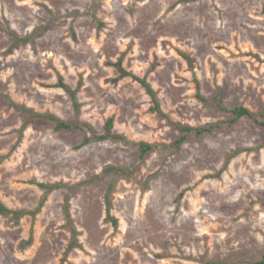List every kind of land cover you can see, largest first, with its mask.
<instances>
[{
  "label": "rangeland",
  "instance_id": "rangeland-1",
  "mask_svg": "<svg viewBox=\"0 0 264 264\" xmlns=\"http://www.w3.org/2000/svg\"><path fill=\"white\" fill-rule=\"evenodd\" d=\"M118 59L146 78L163 116L109 66ZM58 76L82 83L78 117ZM216 98L264 111V0H0V200L25 213L0 216V264H256L264 129L228 124ZM46 114L98 135L112 118L125 140L81 145L85 128L56 130ZM174 123L224 124L174 151ZM139 142L158 146L141 156ZM237 149L251 151L222 170ZM40 183L68 189L32 216ZM110 186L117 228L106 220ZM65 205L81 245L67 255Z\"/></svg>",
  "mask_w": 264,
  "mask_h": 264
},
{
  "label": "trees",
  "instance_id": "trees-1",
  "mask_svg": "<svg viewBox=\"0 0 264 264\" xmlns=\"http://www.w3.org/2000/svg\"><path fill=\"white\" fill-rule=\"evenodd\" d=\"M20 40L22 41L25 39H18V41H20ZM179 55L182 58H184V60H186V62H188V64L190 66L192 65V61L186 53L179 51ZM109 66L116 69L120 78H127L128 77V78H131L133 81L137 82L145 90V92L148 94V96L151 98V101L154 104L153 111L162 115V111L160 110L159 101H158V98L156 96V93H155L154 89L152 88V86L149 84V82L146 80V78L139 77V76L135 75L134 73H132L131 71L126 70L122 64L121 59H118L116 62H111L109 64ZM81 86H82V83H81V81H79L76 89H71V87H69L63 81V79L60 76H58L57 83L54 85V87L60 88L61 90H63L64 92H66L68 94V96L71 100L74 112L76 114V117H78L79 110H80V104L77 100V92L81 88ZM197 88H199L198 84H197ZM215 106L217 108H219L221 111L228 112L232 115V119L227 122L230 125H234L240 119L245 118V119L251 120L257 126L264 129V111L263 110L253 111V110H251L245 106H241V105L234 106L233 108L228 109V108L224 107L222 103L219 102L218 98L215 99ZM41 116L45 117L46 119L52 120L54 122V126H55L54 128L56 130H70V129L76 128L75 126H78V125L82 126V128H85L90 133V135H89V137H87L86 139L83 140L81 145H86L91 141H103V140L124 141L125 140V138L122 135H116L113 133V130H112L113 129V119L112 118L107 120V122L104 126V132L101 135H98L93 131L92 127H90V125H88L86 123H77V124L73 125L71 123H68V122L61 120L60 118H58L52 114H46V115H41ZM222 124H224V123H216V124H212L209 126H203V127H191L188 125H181L178 123H174L176 128L180 131L181 135L175 142H173L170 145V147L173 148L174 151H178L187 142V140L190 138V136L194 135V136L200 137L204 134H211L215 129H218ZM137 146H138V149L140 151L141 156H144L145 154L154 151L158 145H154V144H150V143H146V142H139L137 144ZM248 151H251V149L234 150L233 153L226 158V160L224 162V167L222 170H224L229 165L230 161L235 156H237L238 154H240L242 152H248ZM112 171L121 172L122 169H119L116 167H109L106 169L107 173H110ZM37 185L43 189L44 193H43V197H42L41 202H40L39 206L37 207V209L33 213H27V214L32 215V216L35 215V213H37L41 209L44 202L47 200L48 195L50 193H52L54 190L61 189V188H63V189L67 188L68 189V187L66 185H64L63 183H56V184H52V185L40 183ZM111 193H112V188L110 186V187H108L106 194H105L106 220L108 222H110L114 228H117L118 221L110 213L109 196L111 195ZM66 203H67V200H66ZM24 214L25 213H23L21 211H14V210L9 209L0 200V216L13 215L16 218H20ZM64 217H65V220L67 222V225L69 227L71 237H72V239H71L70 243L68 244L66 251H65V255H67L72 250L80 248L81 245L78 242V231L76 230V228L73 224L71 213H70V210H69L67 205H65V207H64ZM31 243H32V235H30L29 239L26 241L25 244H26V246H29V245H31ZM256 264H264V254H262L261 259Z\"/></svg>",
  "mask_w": 264,
  "mask_h": 264
}]
</instances>
